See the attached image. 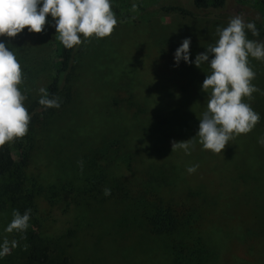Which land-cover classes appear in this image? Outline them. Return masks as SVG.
Instances as JSON below:
<instances>
[{
  "label": "rangeland",
  "instance_id": "374dc122",
  "mask_svg": "<svg viewBox=\"0 0 264 264\" xmlns=\"http://www.w3.org/2000/svg\"><path fill=\"white\" fill-rule=\"evenodd\" d=\"M169 1L189 4L192 0ZM235 9L236 3L229 1L222 9L196 11L192 16L149 12L117 19L111 35L82 42L76 54V95L60 116L42 128L28 173L46 186L63 181L73 174L83 153L103 137H121L137 156L132 168L124 162L111 164L112 174L138 184L153 175L166 198L205 199L201 233L216 253L207 264H264V145L258 143L264 125L259 120L251 132L231 139L221 153L203 149L195 136L207 106L201 86L211 69L206 62L200 67L183 61L175 66L173 59L187 37L191 60L205 52L218 38L217 27H226L236 16ZM245 13L244 21H252L254 15ZM46 19L52 20L50 14ZM54 33L48 24L32 40L14 46L21 53L17 55L23 72L19 87H26L22 91L26 99L28 93L41 95L55 73ZM248 60L258 91L243 99L260 113L264 61ZM130 93L145 105V112L137 114L136 106L127 105ZM192 138L189 153L173 150L174 141ZM191 165L199 167L189 174L186 169ZM40 207L43 233L57 237L69 264H170L165 238L138 224L125 225L122 205L112 199L91 207L67 206L66 201L50 205L42 200ZM12 218V211L0 212V243L9 241L0 264L22 262L14 231H5ZM69 229L75 230L72 237L66 233Z\"/></svg>",
  "mask_w": 264,
  "mask_h": 264
},
{
  "label": "trees",
  "instance_id": "16d2710c",
  "mask_svg": "<svg viewBox=\"0 0 264 264\" xmlns=\"http://www.w3.org/2000/svg\"><path fill=\"white\" fill-rule=\"evenodd\" d=\"M229 1L236 3V16H244L245 12L254 15L252 22L259 34L253 35L247 31L246 35L264 38V0H192L189 4L167 0H114L112 7L117 19L142 17L155 11L192 16L196 11L222 9ZM45 28H48V23ZM38 34L29 33L25 28L16 37L3 36L0 40L13 50L18 60L20 52L14 49L15 44L19 45L25 39L32 40ZM54 48L55 73L44 90L49 98L57 99L60 106L45 108L38 103L45 93L36 97L28 93L24 103L31 114L27 134L0 146V212L18 210L22 214L26 209L31 210L26 230L14 231V240L22 247L21 264L70 263L69 255L64 249H59L57 237L43 233V225L38 217L42 200L50 205L66 201L67 206L91 207L112 199L122 205V222L125 225L138 224L150 233L165 238L164 248L170 264H207L212 261L216 253L201 233L206 213L205 199L178 201L166 198L160 193L161 183L153 175L138 184L122 175L112 174L109 170L111 164L124 162L132 168L137 156V152L128 148L121 137H103L99 144L83 153L80 159L82 167L78 164L73 174L63 181L46 186L28 173L42 128L60 116L76 95L74 84L77 79L78 46L67 49L55 36ZM19 88L26 91V87ZM126 102L129 107L136 106L137 114L146 111L145 105L135 100L132 93L126 96ZM259 115L264 125V107ZM105 188L111 190L110 195H104ZM189 195L196 196L194 192ZM66 233L72 237L75 230L69 229Z\"/></svg>",
  "mask_w": 264,
  "mask_h": 264
},
{
  "label": "clouds",
  "instance_id": "9594fccd",
  "mask_svg": "<svg viewBox=\"0 0 264 264\" xmlns=\"http://www.w3.org/2000/svg\"><path fill=\"white\" fill-rule=\"evenodd\" d=\"M114 0H0V37H16L25 28L29 33H41L46 23L55 28V36L67 49L87 42L89 38H104L112 34L118 21L113 11ZM136 5H133L135 9ZM50 14L52 20L46 21ZM54 22V23H53ZM258 35L255 23L245 22L241 16L230 18L226 27H217L215 43L206 51L190 59L191 38H184L176 48L174 65L183 61L200 67L207 63L211 71L202 83L207 93L206 111L199 117L196 137L203 149L221 153L236 135L247 134L260 120V115L245 102L258 89L252 80L255 72L249 66V57L264 61V41L249 40L246 32ZM83 38V40H82ZM211 56V59H210ZM23 82L22 66L13 50L0 40V146L24 137L31 114L24 106L26 96L19 88ZM45 93L44 89L40 90ZM38 103L45 108L59 107L57 99L45 93ZM194 138L172 144L173 150L190 152ZM264 145V137L258 140ZM82 161L78 164L82 167ZM198 165L186 171L194 173ZM104 195L111 194L105 188ZM30 209L22 214L13 211V218L5 231H24L30 220ZM15 246V241L11 242ZM9 241L0 243V256L9 251Z\"/></svg>",
  "mask_w": 264,
  "mask_h": 264
}]
</instances>
